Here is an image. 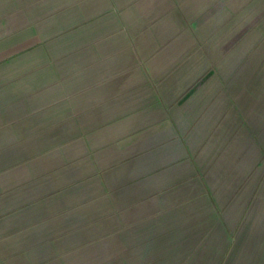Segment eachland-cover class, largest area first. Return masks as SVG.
Segmentation results:
<instances>
[{
    "label": "crops",
    "instance_id": "obj_1",
    "mask_svg": "<svg viewBox=\"0 0 264 264\" xmlns=\"http://www.w3.org/2000/svg\"><path fill=\"white\" fill-rule=\"evenodd\" d=\"M261 176L264 0H0V192L148 264Z\"/></svg>",
    "mask_w": 264,
    "mask_h": 264
},
{
    "label": "rangeland",
    "instance_id": "obj_2",
    "mask_svg": "<svg viewBox=\"0 0 264 264\" xmlns=\"http://www.w3.org/2000/svg\"><path fill=\"white\" fill-rule=\"evenodd\" d=\"M263 183L261 176L245 207H214L217 221L210 213L194 218L183 231L178 225L177 238L161 241L159 254L148 264H264ZM56 188L51 185L47 192L49 202L38 191L29 202L25 192H0V264H119V257L105 254L104 223H46L60 214Z\"/></svg>",
    "mask_w": 264,
    "mask_h": 264
}]
</instances>
